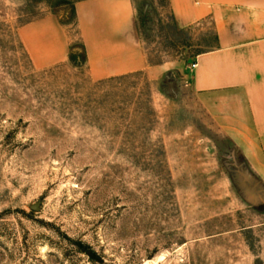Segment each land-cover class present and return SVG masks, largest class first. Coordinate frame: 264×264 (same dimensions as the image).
I'll list each match as a JSON object with an SVG mask.
<instances>
[{
	"label": "rangeland",
	"instance_id": "rangeland-1",
	"mask_svg": "<svg viewBox=\"0 0 264 264\" xmlns=\"http://www.w3.org/2000/svg\"><path fill=\"white\" fill-rule=\"evenodd\" d=\"M83 0H0V264H264V181L204 116L184 73L215 46L168 0H132L150 65L91 78ZM53 15L65 63L38 69L22 26Z\"/></svg>",
	"mask_w": 264,
	"mask_h": 264
},
{
	"label": "crops",
	"instance_id": "crops-1",
	"mask_svg": "<svg viewBox=\"0 0 264 264\" xmlns=\"http://www.w3.org/2000/svg\"><path fill=\"white\" fill-rule=\"evenodd\" d=\"M168 6L178 31L212 25L215 46L199 54L182 79L204 116L234 136L253 175L264 181V0H168ZM75 14L93 80L140 72L162 78L170 70L149 64L132 0H83ZM19 34L36 68L69 60L70 41L53 15Z\"/></svg>",
	"mask_w": 264,
	"mask_h": 264
},
{
	"label": "built area",
	"instance_id": "built-area-1",
	"mask_svg": "<svg viewBox=\"0 0 264 264\" xmlns=\"http://www.w3.org/2000/svg\"><path fill=\"white\" fill-rule=\"evenodd\" d=\"M196 66H197V63H196V62H195V63H193V64L191 65V67H190V70H192V69L196 68Z\"/></svg>",
	"mask_w": 264,
	"mask_h": 264
}]
</instances>
